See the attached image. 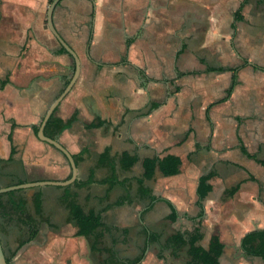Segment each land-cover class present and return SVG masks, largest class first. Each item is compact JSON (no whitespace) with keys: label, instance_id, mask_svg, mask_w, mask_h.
<instances>
[{"label":"crops","instance_id":"crops-1","mask_svg":"<svg viewBox=\"0 0 264 264\" xmlns=\"http://www.w3.org/2000/svg\"><path fill=\"white\" fill-rule=\"evenodd\" d=\"M50 1L0 0V78L6 80L0 87V158L10 153L8 133L15 145L22 134L29 136L72 73V55L47 26ZM52 20L78 55L80 69L46 127L77 156L76 179L64 186L41 184L32 193H41L50 222L62 220L75 231L62 199L70 192L84 210L95 209L105 223L130 231L124 216L104 214L137 198L138 215L159 217L162 209L165 219L191 230L179 231L185 236L201 232L196 243L205 248L213 238L220 247L238 245L244 255L264 261L241 246L247 231L264 228V69L253 65L264 66V0H58ZM236 65L235 72L219 68ZM232 75L236 82L228 92ZM151 102L158 105L146 112ZM105 145L123 182L78 185L90 169L96 179L110 174L109 166L98 163ZM124 151L136 156L126 169L118 161ZM166 153L180 157L179 171L163 175L156 167L152 178L143 179L152 197H140L136 178L143 158ZM40 157L47 179L68 176L70 166L58 151ZM7 162L0 160V167ZM116 166L124 172L137 166L138 173L118 176ZM150 180L160 182L153 189ZM126 193L128 200L116 204ZM164 198L177 210L173 220ZM174 231L160 234L159 242H146L144 234L140 260L152 243L162 250L160 243ZM128 233L124 238L115 232L121 258L129 257L117 248Z\"/></svg>","mask_w":264,"mask_h":264},{"label":"rangeland","instance_id":"rangeland-1","mask_svg":"<svg viewBox=\"0 0 264 264\" xmlns=\"http://www.w3.org/2000/svg\"><path fill=\"white\" fill-rule=\"evenodd\" d=\"M30 132V139L29 136L22 134L19 138L20 141L17 140L18 143H16V147L18 152L16 156L18 157L13 158L0 167V187L15 184L13 182L21 180V182H24V180L47 179L45 176L46 172L42 165V157L37 160L36 157L43 153L46 154L49 149L58 151L63 159L68 162L66 156L55 146L39 139L32 128ZM26 147L28 149L26 150L25 156L21 158L24 148ZM116 168L118 176H123L125 173L130 175L135 172L138 173L137 166H134L131 171L127 172H124L118 166H116ZM70 172L71 168L66 178L69 177ZM9 175L13 177H9ZM16 177L20 179L16 180ZM73 181L69 183H73ZM149 182L154 189L160 181L150 180ZM47 184L48 183L42 184V186ZM40 185L41 184L23 186L19 189H13L12 195L15 198L20 194V197H24L25 199L24 213L13 210L12 206L7 202V194L4 193L0 196V200L5 203L2 209H0V241L5 255L11 256V264H98V258L105 254L90 251L87 239L81 235L75 236L72 226L62 220L59 221V219L57 222H50V216L45 214L42 209L40 213L36 212L32 200V195L34 194L32 193L37 191ZM55 185L64 186L65 184ZM135 185L136 182L132 179L130 182V193L133 196L135 195ZM136 202L139 203L137 206L142 207V204H140L142 202L134 198V202L129 207L124 206L118 208L121 212H118V210L114 212L112 208L104 214L108 219H111L110 217H119L122 215L124 218L121 221L130 224L127 242L118 243L117 245L120 254L133 257L140 251L144 241V233L142 232L139 220L145 221V224L150 229L159 231L161 238H163L164 233L172 230L185 233L191 231L185 224L178 222H173L172 224L169 220L165 219L162 209L159 210V213L162 214L159 217H146V214H136V210L134 211ZM127 213L129 214L128 216L126 215ZM20 216L23 218L31 217L37 227V232L31 239L19 245V241L24 239L27 235L26 227L18 220ZM110 242V237L106 234L103 243L110 244ZM217 246H215V239L212 238L208 248H217L221 252L223 248V253L221 255L222 264H264V261L259 258L244 255L238 245L220 248ZM185 258L186 253L184 249L181 250L179 255L174 256L168 249H157L156 245L152 243L144 253L143 259L134 264H184Z\"/></svg>","mask_w":264,"mask_h":264},{"label":"trees","instance_id":"trees-1","mask_svg":"<svg viewBox=\"0 0 264 264\" xmlns=\"http://www.w3.org/2000/svg\"><path fill=\"white\" fill-rule=\"evenodd\" d=\"M236 14H238L236 12ZM62 49H64L62 47ZM65 50V49H64ZM254 67L262 68L264 69V66L259 65L257 63H253ZM241 65H236L233 67H225L220 66V69H226L231 68L232 70H235L239 68ZM182 72H179L178 74H181ZM6 82L5 79H2L0 81V87L4 85ZM235 75H232V80L230 87L228 88V92L232 89L233 85L235 84ZM158 102H151L150 106L146 110V112L150 111L153 107L157 106ZM211 103H209L206 106V112L208 111L209 106ZM56 108V107H55ZM54 108V110H55ZM50 114L48 117L45 125H44V132L51 136L47 131L46 127L48 123L50 122V119L52 117V114ZM103 122V121H102ZM13 124V123H12ZM99 124V121L92 122L87 124L88 126H96ZM31 128L36 134V130L38 128V124L33 123L31 124ZM8 138L11 141V147H10V153L7 158H0L1 161L7 162L13 159V154L17 151L16 145L12 142L11 133H8ZM242 149L244 147L242 146ZM74 160H77V156L75 154H72ZM112 157L109 154V148L107 145L104 146L102 151L98 154V163L100 164H106L110 168V174L102 177L100 179H96L93 174V170L90 169L89 175L85 180H79L76 181L78 185H84L86 183H89L91 181H100V182H106L108 183V186L113 185L117 182H123L122 180H119L115 174L114 166L112 163ZM136 160V156L128 153L127 151H124L120 154L118 157V161L121 168H129L131 164ZM180 157L177 154L174 153H166L163 156H150L143 158L142 166L143 171L140 177H137V194L140 197H152L151 189L143 184V179H149L152 178L155 172L156 167H158L159 171L163 175H170L177 173L179 171L180 166ZM21 182V181H18ZM14 190L10 189L7 191L0 192V196L2 194H7V202L12 206L13 210L24 213L25 209V199L24 197H14L12 195V192ZM71 193L68 192L65 195H63L62 199L66 203L68 207V215L67 220L72 222L76 229L74 231V234H80L86 237L88 240L89 248L91 251H95L97 253H104L105 255L99 257L100 264H134L140 260L143 254L144 247L141 249V251L136 254L133 257H125L121 258L114 247V244L116 240L118 239V236L115 235L116 231H119V235H127L129 228L128 227H118L112 224L105 223L101 219V215L99 211H96L95 209H89L84 210V208L74 199L71 197ZM127 193L123 195L122 197L118 198L115 203L119 204L120 202L124 200H128ZM33 204L36 212L40 213L42 209V196L40 192L34 193L33 197ZM164 200L168 203L170 206V212L168 213L167 217L170 219H175L177 215V210L174 207L173 203L167 199L164 198ZM4 201L0 200V209L4 206ZM19 222L26 227L27 235L24 239L19 241V245L22 244L24 241H27L31 239L37 232V227L33 221V219L30 217L23 218L22 216L18 217ZM142 231L146 235V242L149 241H160V233L157 231L149 230L147 226L142 225ZM105 233L112 234L111 237V244H104L103 239ZM114 235V236H113ZM202 237L201 232H196L192 236H185L182 232L174 231L171 233H168L164 237V241L160 243V248H170L171 254L177 255L181 249H185V253L187 255L184 264H220L217 254L219 252V249H207L204 246L196 243L197 240H199ZM215 246H217L215 244ZM241 246L242 249L250 255H259L264 257V228L262 229H253L250 231H247L241 238ZM217 247L220 248L218 245ZM7 264H11V256L5 255Z\"/></svg>","mask_w":264,"mask_h":264},{"label":"water","instance_id":"water-1","mask_svg":"<svg viewBox=\"0 0 264 264\" xmlns=\"http://www.w3.org/2000/svg\"><path fill=\"white\" fill-rule=\"evenodd\" d=\"M57 2H58V0H51L48 7H47V10H46L47 26L50 29V31L55 35V37L57 38V40L59 41L61 46L68 53H70V55H72L73 60H74V65H73L72 73H71L67 83L64 85L62 90L58 93V95H56L52 99V101L48 104L45 112L43 113V116H42V118L38 124V128L36 130V136L39 139H42L46 142H49L50 144L55 146L61 153H63L66 156L68 163L70 165V168H71V172H70L69 177L65 178V179H38V180L24 181V182H20V183L2 186V187H0V192L7 191L10 189H14V188H20L23 186H31V185L45 184V183H48V184H67V183L73 181L74 179H76V176H77L76 162H75L71 152L58 140V138L49 136L44 132V125H45L48 117L50 116V114L52 113V111L54 110L56 105L59 103V101L62 99V97L68 92V90L70 89V87L74 83V81L78 75L79 69H80V59H79L78 55L72 49V47L62 38V36L58 33V31L54 27L53 20H52V12H53L54 6ZM0 264H7V261L5 258V253H4L2 245H1V241H0Z\"/></svg>","mask_w":264,"mask_h":264}]
</instances>
